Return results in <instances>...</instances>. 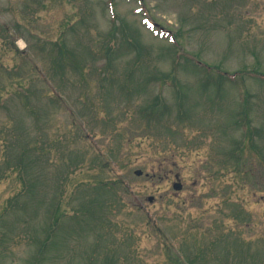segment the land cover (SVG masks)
<instances>
[{
  "label": "rangeland",
  "instance_id": "obj_1",
  "mask_svg": "<svg viewBox=\"0 0 264 264\" xmlns=\"http://www.w3.org/2000/svg\"><path fill=\"white\" fill-rule=\"evenodd\" d=\"M120 24L143 51L116 61L110 79L86 48L110 31L121 37ZM0 32V264H264V82L245 76L219 92L216 69L195 73L181 60L179 120L175 88L152 79L172 70V42L206 67L264 72V0H0ZM62 39L91 70L57 87L48 53ZM57 88L65 101L52 107ZM27 89L36 90L28 103L51 113L36 123L17 108L22 131L6 130L8 100ZM157 94L172 109L162 127L140 115ZM245 104L263 133L238 174L221 161L242 137L233 126ZM95 179L114 181L117 198L95 191ZM55 207L66 216L53 243Z\"/></svg>",
  "mask_w": 264,
  "mask_h": 264
},
{
  "label": "trees",
  "instance_id": "obj_2",
  "mask_svg": "<svg viewBox=\"0 0 264 264\" xmlns=\"http://www.w3.org/2000/svg\"><path fill=\"white\" fill-rule=\"evenodd\" d=\"M119 26L120 28H118V32L121 33L123 26L122 24H120ZM116 34H117L116 31H110L109 32L110 39H107V40L105 39L104 41L95 40V42H98L96 43V45L95 43H91L86 48L87 54L89 55L92 63H94L96 60L105 61L101 74H103L106 77H109L110 79L115 78L113 77L114 75L113 72H114V64L116 63V61L132 53L135 55L136 58H138L143 51L141 45L138 43V40H135V39L129 40L128 38L125 37V34L123 33H121V37L115 38L114 36H116ZM1 35L2 34L0 32V36ZM174 37L177 38V35L174 34ZM111 39H113V41H111ZM170 47L171 48L169 50H171L170 52H171L172 70L167 75L154 76L152 79L157 80V81L170 82L172 86L175 88V92H176V105H175L176 107L175 108L177 110V115H178L179 120H180V117L184 115V113L186 116H188L187 109L185 108L186 100L184 99V92H182V87L180 86V84H178V81L176 78V72L178 71L177 68H179L181 60H183V62L186 65H188V67H190L192 71L195 73H200L201 70H206L205 73H209L210 69H216L215 73L217 75V79L214 84L216 85L219 92L221 91L223 81H228L233 84V83H236L237 80L243 81V78L245 76L255 77L258 79V81L264 82V72L260 71L258 68H254L253 69L254 71H250L246 69L245 71L244 69L240 68L238 69V71L234 72L233 74H230L227 71L222 70L219 66L208 65V67H206L205 65L202 64L201 60L197 59L196 57L192 55L188 57L182 51V47H180L178 43H176L175 45H170ZM40 48L43 50V47H40ZM124 50H126L127 53H124ZM48 60H49V67L47 68V70L50 69L54 79L59 78L58 82L60 80V83L58 84L57 87H60L63 84H66V79H67L66 76L68 72L70 73L73 72V75H82V76L85 75L86 76L87 68L88 70H91L89 66L85 67V65H82L77 62L76 57H75V52L68 46L67 41L63 39L61 40V42L56 41L55 43L52 44L51 51L50 53H48ZM201 67H206V68H201ZM18 72L22 73L21 70H19ZM133 74L134 73L131 70L129 75L127 74V77L123 81V89L127 91V94L129 96V98H127L125 102L126 106H130V104L132 103V99H133L132 97H130L132 93L131 85H132V80H133ZM205 78H206L205 81L207 83L203 85L204 87H206V85L209 83L210 80H213L208 75H206ZM16 80L17 81L15 84L19 85L18 87L21 88L23 86L22 80L21 79H16ZM100 80L106 81V78L101 77ZM85 82H86L85 78L83 77V81L81 82V84H85ZM130 82H131V85L129 84ZM9 87L11 88V85ZM136 91L139 92L138 94L140 95L141 92L138 90V88L136 89ZM35 94H36V90H34L33 92L32 90L27 89L25 90L23 97H19V98L15 97L13 100H8L9 102L8 103L9 108L7 110L8 116L5 118V121L3 122L4 128L6 130L9 129V131H12V130L22 131V128H21L22 122L18 118L17 115L19 114L15 110L17 108H20L23 112L33 116V120L36 123H39L40 121H42L45 115L47 116L51 113V110L49 109H48L49 112H44V109L42 107H37V106L33 107L28 103L27 99L31 96L32 97L35 96ZM62 94L63 93L61 89L57 88L56 95H55L57 97L53 99L51 97L50 104L52 107L54 103L58 105L60 102L65 101L63 99ZM78 98H81V95H78ZM16 101H17V104H16ZM3 106L6 107L7 105L5 104ZM52 107H48V108H52ZM170 108L171 107L164 102L161 95L157 94L150 100L147 99V101L144 104H142L140 108V115L147 124L148 122H150L151 125L154 123V127H162L165 116L167 114H171L172 109ZM164 127L166 129L169 128L167 129V131L169 132H170V129L172 128L171 126H167V125H164ZM233 127L236 128V130H242L241 131L242 137L232 142V145L230 146V148L226 151L225 154H223L222 156L223 161L221 162H222L223 168L231 169V170H234V172L241 174L242 173L241 170L246 167V164L244 162L245 160L244 153L245 151L254 152V153L258 152L259 147H258L257 140L255 137H258V141H261L260 138L263 133V130L255 129V127H253V125L251 124L249 114L246 109V104L242 107L241 111L237 112V119L235 120ZM36 128L40 130L39 125ZM263 150H264V147H263ZM28 153H29V149L26 148L22 156H25ZM262 160L264 162V157H262ZM19 169H21V167ZM114 185H117L116 183H114V181H104L103 179H95L93 183V187H95L94 189L95 191L101 190L105 194H108L109 190H112L114 191V195L116 196L117 190H116V187H114ZM28 186H29V189L27 190V192H30L31 194H33L32 185L28 183ZM106 199L107 198H105V200ZM110 203L111 202L109 200L104 201V203L101 205L102 208L97 206L96 207L97 212L96 213L92 212V214L100 213V211H103L105 208H109ZM65 216H66L65 214L59 211L58 207H55L53 209L52 218L54 219V223L51 224L52 226L48 229V237L46 239L47 242L51 240L54 243L53 241L54 235L52 236V232L54 231V229L56 231L58 227V223H60V221L65 218ZM43 247H45V243L42 245L41 248ZM189 262L191 264H194L195 259L189 260ZM174 263L181 264L176 261Z\"/></svg>",
  "mask_w": 264,
  "mask_h": 264
},
{
  "label": "water",
  "instance_id": "obj_3",
  "mask_svg": "<svg viewBox=\"0 0 264 264\" xmlns=\"http://www.w3.org/2000/svg\"><path fill=\"white\" fill-rule=\"evenodd\" d=\"M136 174H137V175H140L141 172H136ZM180 188H181V185H180V184H175V185H174V189L179 190Z\"/></svg>",
  "mask_w": 264,
  "mask_h": 264
}]
</instances>
